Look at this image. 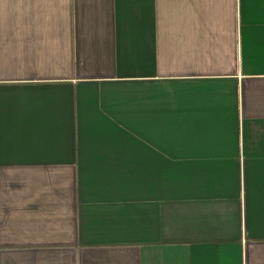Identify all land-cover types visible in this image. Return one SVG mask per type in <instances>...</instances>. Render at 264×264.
Returning <instances> with one entry per match:
<instances>
[{"label": "crops", "instance_id": "1", "mask_svg": "<svg viewBox=\"0 0 264 264\" xmlns=\"http://www.w3.org/2000/svg\"><path fill=\"white\" fill-rule=\"evenodd\" d=\"M0 264H264V0H0Z\"/></svg>", "mask_w": 264, "mask_h": 264}]
</instances>
